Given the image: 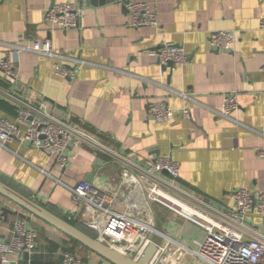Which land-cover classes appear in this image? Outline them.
Wrapping results in <instances>:
<instances>
[{
	"label": "crops",
	"instance_id": "crops-1",
	"mask_svg": "<svg viewBox=\"0 0 264 264\" xmlns=\"http://www.w3.org/2000/svg\"><path fill=\"white\" fill-rule=\"evenodd\" d=\"M101 1L0 3V58L8 45L50 39L57 52L88 64L73 78L63 79L54 73L53 60L21 52L16 55L20 79L11 89L32 104L45 100L52 113L140 165L170 155L179 166L177 183L221 208L232 209L241 189L264 194V159L259 155L264 146V0H130L147 4L157 16V26L141 28L132 27L124 0ZM63 2H73L82 10L78 29L64 31L47 23L48 9ZM222 31L236 35L231 51L211 45L212 37ZM164 43L183 48L189 63L164 71L150 54ZM72 66L73 62L67 65ZM0 86L6 87L1 73ZM228 95L238 99L233 119L220 115ZM5 103L13 111L0 108V119L13 121L15 109ZM155 103L169 105L174 118L156 121L149 112ZM183 108L190 111L189 118L180 114ZM119 170L117 163L86 147L69 153L65 169L58 166L55 156L17 140L8 149H0V179L91 230L69 189L88 179L96 185L104 181L117 185ZM115 191L116 211L124 213L130 206L142 211L145 204L140 193L133 202L129 188L116 187ZM9 203L0 196L1 233L6 241L14 229L6 218L19 213ZM151 211L154 226L165 236L152 235L158 244L174 240L192 246L193 241L204 239L202 230L170 211L158 205H151ZM23 218L38 233L32 227L36 218L30 214ZM253 221L264 232V220L254 217ZM38 227L50 238L38 236L33 258L9 256L12 264H62L63 253L71 248L70 239L42 221ZM129 245L121 247L127 250ZM79 253L85 264L99 261L87 249H76L75 254ZM180 264L204 263L188 255Z\"/></svg>",
	"mask_w": 264,
	"mask_h": 264
},
{
	"label": "built area",
	"instance_id": "built-area-1",
	"mask_svg": "<svg viewBox=\"0 0 264 264\" xmlns=\"http://www.w3.org/2000/svg\"><path fill=\"white\" fill-rule=\"evenodd\" d=\"M9 0H0V3ZM126 10L132 19V27L157 26V16L145 3L129 2ZM47 23L52 28L64 31L78 29L81 25L82 10L73 2L56 3L46 13ZM264 26V21L262 22ZM233 32L222 31L211 39L217 50L231 51L236 42ZM21 52H34L54 61V73L63 79L73 78L78 70L88 65L78 58H71L57 52L50 39L35 41L32 44L8 45L0 58V73L6 87L0 86V99L11 104L16 112L13 121L0 119V149L19 141L37 150L56 157V163L65 169L69 153L77 148L86 147L102 154L120 167L118 184L104 181L102 184L80 182L70 188L73 202L80 208V215L99 235V241L134 260H139L152 244L157 252L151 264H180L188 255L201 260L204 264H264V232L254 225L253 218L264 220V194L256 195L248 189H241L235 195L232 209H224L199 195L191 193L177 180L180 176L178 163L170 155L149 159L144 165L136 163L129 155L105 144L96 135L80 126L73 125L52 113L45 100L38 104L29 103L11 89L20 79V69L16 55ZM162 66L171 63V70L189 63L185 50L172 43H164L150 52ZM69 62L73 66L68 68ZM61 63L63 65H61ZM236 95L224 97L220 115L233 119L238 110ZM150 114L158 122H169L175 111L166 103L150 105ZM180 114L190 117V111L183 108ZM264 136V127L262 131ZM264 159V146L259 150ZM129 188V196L136 201L137 193L145 204L141 212L133 206L124 213L114 209L118 195L115 188ZM136 205V204H134ZM151 205H158L176 216L195 225L205 233L202 241H193L192 246L169 240L168 244H158L152 235L165 238L154 226ZM17 215L29 216L19 209ZM0 217V261L10 264L9 256L31 260L38 249V233L29 227L25 219L14 224L11 240L2 238ZM99 228L101 231H98ZM128 242L129 248L121 246ZM62 264H85L76 254L65 252ZM93 264H110L99 258Z\"/></svg>",
	"mask_w": 264,
	"mask_h": 264
},
{
	"label": "water",
	"instance_id": "water-1",
	"mask_svg": "<svg viewBox=\"0 0 264 264\" xmlns=\"http://www.w3.org/2000/svg\"><path fill=\"white\" fill-rule=\"evenodd\" d=\"M104 1L108 2L114 0H103L101 2ZM124 2L125 4H128L130 0H124ZM171 66V63H169L167 66H163L162 68L164 71H166L168 68H171ZM87 182H90V179H88ZM0 196L12 202L14 205L29 213L30 215L34 216L36 219L51 226L70 240L77 242L83 248L87 249L110 264H151L157 252V246L152 244L145 250L144 254L139 260H134L128 255L90 236L86 232L76 227L74 224H71L70 222L50 211L45 205L24 195L1 179Z\"/></svg>",
	"mask_w": 264,
	"mask_h": 264
},
{
	"label": "trees",
	"instance_id": "trees-1",
	"mask_svg": "<svg viewBox=\"0 0 264 264\" xmlns=\"http://www.w3.org/2000/svg\"><path fill=\"white\" fill-rule=\"evenodd\" d=\"M0 108L8 111V112H12V108H10L8 106V104H6L5 102H3L2 100H0ZM2 180V179H1ZM4 181V180H3ZM6 183H8L7 181H4ZM10 186H12L13 188L17 189L15 186H13L11 183H8ZM18 190V189H17ZM19 192L23 193L24 195L26 196H29L28 194H26L25 192L21 191V190H18ZM47 207V206H46ZM50 211H52L53 213H55L56 215H58L59 217L65 219L66 221H68L65 217H63L59 212H57L54 208H51V207H47ZM70 222L71 224H74L76 227H78L79 229H81L82 231L86 232L87 234H89L90 236L94 237V234H92L91 232H89L85 227L81 226V225H78L74 222H71V221H68ZM95 238V237H94ZM69 243H70V246L71 248L66 250L72 254H75L76 253V249L78 248H82V249H85L83 248L80 244H78L77 242L73 241V240H69ZM51 247L53 249H58V246L54 243L51 244Z\"/></svg>",
	"mask_w": 264,
	"mask_h": 264
},
{
	"label": "rangeland",
	"instance_id": "rangeland-1",
	"mask_svg": "<svg viewBox=\"0 0 264 264\" xmlns=\"http://www.w3.org/2000/svg\"><path fill=\"white\" fill-rule=\"evenodd\" d=\"M9 205L10 206H12L13 208H17V210H19V208L18 207H16L13 203H9ZM23 220L24 218L22 217V215H15V214H9L8 216H7V218H6V222L8 223V224H10V225H13V224H15V222L17 221V220ZM40 224V221H38L37 219H35V221L32 223V227L33 228H35V229H37V231H38V236H39V239L41 238V239H46V238H50V236L49 235H47V234H45L39 227H38V225ZM84 227V226H83ZM86 228V227H85ZM89 232H91L92 234H94V235H97V233L95 232V231H93V230H91L90 228L88 229V228H86ZM79 255H80V257H82L83 255H81L80 253H79Z\"/></svg>",
	"mask_w": 264,
	"mask_h": 264
}]
</instances>
